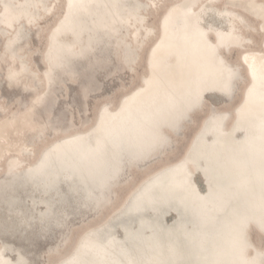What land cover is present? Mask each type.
I'll use <instances>...</instances> for the list:
<instances>
[{
  "label": "bare ground",
  "instance_id": "obj_1",
  "mask_svg": "<svg viewBox=\"0 0 264 264\" xmlns=\"http://www.w3.org/2000/svg\"><path fill=\"white\" fill-rule=\"evenodd\" d=\"M59 1L66 2L53 3ZM26 2L47 4L45 0H0V4ZM85 2L90 6L66 22L67 32L54 34L51 25L43 27L41 21L52 12L42 6L30 9L38 18L32 25L27 20L20 22L28 34L48 30L41 73L32 68L23 48L17 52L5 49L0 58L7 87L33 95L21 110L0 106V235L10 233L30 239L36 224L42 225L48 236L55 227L64 229L63 244L50 248L46 264H60L77 254L92 264H130L133 260L145 264L168 260L210 264L233 259L232 220L241 213L259 212L264 201L261 70L257 64V78L253 80L246 73L245 82L239 84L228 79L221 64L226 45L235 35L248 38L247 25L242 21L253 18V12L243 6L251 0H168L179 6L174 14L177 26L174 31L169 30L173 47L165 48V59L156 74H144L141 84L119 102L105 101L87 129L68 124L81 139L52 137L35 154H28L32 137L41 125L33 122L23 136H17L19 119L24 114L31 117L43 111L48 121L57 123V92L62 90L65 95L66 79L77 85L87 99L102 97L92 85L96 73L109 71L110 78L122 73L137 74L124 61L126 51L118 46V41L125 37L135 40L140 10L112 5L131 6L155 0ZM3 14L0 7V18ZM20 23L13 28L2 24L0 28L8 31L16 43L24 35ZM81 23L86 25L85 30L72 34L71 29ZM208 26L214 31L206 43L200 32H207ZM100 41L112 46L111 69V63L99 61ZM49 55L54 61L59 58L61 65L51 82L44 75ZM77 59L88 62V72L78 74L73 69ZM82 76L87 81L80 82L78 78ZM146 78L151 82L145 84ZM37 97L42 99L34 103ZM211 98L222 100L224 108L209 103ZM237 100L232 111H228ZM201 116L204 118L186 149L173 161ZM14 120L16 124L12 123ZM8 159H19V164L10 165ZM143 172L147 173L134 184L131 179ZM125 189L129 192L119 201L120 192ZM77 199L90 215V222L85 220L79 225L83 226L80 233L68 230L67 220L59 221L56 212L58 203L70 204ZM27 203L32 209H24ZM35 209L39 212L35 213ZM68 245L69 251L63 252ZM56 257L59 258L55 261ZM249 258H257L256 253L250 252ZM0 259L8 264H33L21 248L2 240Z\"/></svg>",
  "mask_w": 264,
  "mask_h": 264
},
{
  "label": "snow or ice",
  "instance_id": "obj_2",
  "mask_svg": "<svg viewBox=\"0 0 264 264\" xmlns=\"http://www.w3.org/2000/svg\"><path fill=\"white\" fill-rule=\"evenodd\" d=\"M44 7L46 11H51L52 15L44 21L45 25H51L53 33L67 32L65 28L66 22L70 18H74L76 14L90 5L85 0H66L65 3H51L40 5L38 3L26 2L24 4H0L4 9L3 17L0 18V23H3L6 28H13V25L27 20L28 25H32L36 19L30 12L32 8ZM108 7V5H105ZM112 7H132L139 9L140 14L136 16L137 27L135 30L136 38L130 41L128 37L118 41V46H123L126 51L124 61L129 68L135 71H143L148 77L149 72L155 75L165 59L164 50H169L173 47L169 38L170 28L174 31L177 26V18L175 12L177 7L168 2V0H155L147 4L136 3L134 5H112ZM188 7V6H185ZM192 7H195L193 5ZM228 7H237L236 5H225ZM246 10L253 12V18L248 21H242L247 25L248 38L243 35H235L232 40L226 45L227 52L225 58L221 61L222 67L228 76L229 80H235L239 84H243L246 80V73H250L252 79L257 78V64L260 67L261 86L264 87V3L257 4L255 0L243 6ZM15 10V14H12ZM199 21L197 20V24ZM21 30L24 36L28 35V30L20 23ZM86 25L81 23L78 27L71 29L72 34L79 35L85 30ZM213 29L208 26L207 32H200L201 37L206 43L212 39ZM144 33V35H141ZM0 36L7 41L5 45L6 51L12 48L15 41L10 39L8 31L0 32ZM219 38L220 33H216ZM219 47V45H217ZM170 55V51H169ZM22 62L24 58H21ZM47 70L44 75L51 78L54 72L61 67L59 58L53 60L51 55L47 58ZM11 78V77H10ZM151 82L150 78H146L144 83ZM254 87V85H253ZM252 89L249 88V93ZM41 97H37L34 103H39ZM33 122L40 123L41 127L38 134L32 137V148L27 149L28 154H35V151L47 140L57 136H72L75 139H81L78 133L71 128L62 126L57 123L48 121L45 118L43 111L37 112L29 117L24 114L22 119H19V125L15 129L17 136H23L24 130L32 127ZM16 124V121H12ZM264 131V125H262ZM7 143V141H5ZM10 147V145H9ZM7 155H11L9 152ZM10 165H18L19 159H8ZM231 228L234 236V258L227 261H212L210 264H264V201L261 202L260 211L253 213H241L231 222ZM255 252L258 258H249V253ZM0 264H8L7 261L0 259ZM60 264H92V262L79 258V255L73 256L71 260L62 261ZM130 264H145L143 261L133 260ZM151 264H205L200 261L190 260H168V261H153Z\"/></svg>",
  "mask_w": 264,
  "mask_h": 264
},
{
  "label": "rangeland",
  "instance_id": "obj_3",
  "mask_svg": "<svg viewBox=\"0 0 264 264\" xmlns=\"http://www.w3.org/2000/svg\"><path fill=\"white\" fill-rule=\"evenodd\" d=\"M45 1L47 4L53 3V0H45ZM47 19H43L41 22H44ZM2 24L3 23H0V25ZM47 26L49 25H45V24L43 25V27H47ZM2 31L4 30L0 28V32ZM33 31H31L26 37L22 35L19 41L12 45V48L14 49V52H17L19 49L23 48L25 54L27 55V58L31 59L32 61V65H31L32 68L35 69V71L41 73L43 69L41 56L43 55L46 49V37L48 30H46L45 32H41L40 34H38L36 30ZM6 43L7 41L4 40L2 36H0V58H2V55L5 53ZM111 49H112L111 45L107 44L104 41H100L97 55L99 57V61H108L109 63H111L108 69L114 67V61L111 55ZM94 56L96 57L95 54H92L91 57ZM74 61L75 62L73 63V69L74 70L76 69L75 71L78 72V74H84V72L85 73L88 72V67H87L88 62L81 61L78 59L77 61L76 60ZM108 72L109 71H106L105 73L98 72L93 77L94 80L92 85L98 89L96 93L102 95L101 98L89 96L87 99H85V97L82 96L80 88L77 85H73L71 81H68L66 79L65 84L63 85L65 87L64 93L66 96L62 93L63 92L62 90L57 92V95L60 96L57 100V105L55 107L56 109L54 112L55 119L57 120V124L67 127L68 124L70 123L71 124L76 123L77 125H79L80 128L84 127V129H87L92 124L91 121L96 119L98 109L105 101L109 102L110 100L113 103L119 102V100L124 95L128 94L133 88L140 85L144 77L143 71L137 72L135 76H133V73L131 74L122 73L121 75H117V74L113 75L111 78L108 77L107 75ZM3 78H4L3 73L0 70V106L2 105L6 106L9 108L10 111L13 110V107L15 109L21 110L30 102L33 95L31 93H22L17 87L8 88L6 85V81ZM78 80L80 82L87 81V79L84 76L79 77ZM123 86H128V87L125 89V87ZM19 99L20 101H18ZM17 101L20 103H17ZM208 102L215 105L219 109L224 108L222 105V100L220 99L211 98L209 99ZM237 102L238 100L233 102L232 105L227 108V110L232 111V107H234V105H236ZM203 118H204L203 116L197 118V125L193 127L192 132L188 135V138L182 141L181 151L172 158L173 161H177V159L186 149L190 139L192 138L193 133L195 132V130L197 129ZM127 170L124 173V178L125 176L127 177L126 175ZM146 173L147 172H143L141 174L135 175L131 179L132 182L134 184L140 182ZM131 174H132L131 171H129V175ZM128 192L129 189H125L121 191L119 201H122L126 197ZM81 206L82 205L80 199H77V201L73 200V202L70 204L58 203V205L56 206V212L59 218L58 220L61 222L63 221L66 222L67 220V223L65 224L66 226H68V230L73 229L76 233H80L83 231V226L80 227L79 225L84 224L85 220L90 222L88 220L90 215L86 214L85 210ZM25 207L28 209H32V207L29 208L28 203L24 206V209ZM37 212H39V210L35 209V213ZM1 215L2 214H0V216ZM66 217L70 219L68 220ZM35 226L36 228H35L34 236L32 238L29 237L30 239H25L24 236L22 235H12L10 233H6V234H2L3 236L0 235V241L2 240L4 242L12 243L13 245H16V247L21 248L27 255L29 261L33 262V264H46L47 259L45 258V256H47V253L50 251V248L56 247L58 245H62L64 239L66 238V235H63L64 229L55 227L52 235L48 236L43 231L42 225L36 224ZM74 241L75 239L73 238L72 242ZM69 245L67 247H64L62 251L65 253L68 252L70 248ZM58 258L59 257H56L55 261Z\"/></svg>",
  "mask_w": 264,
  "mask_h": 264
},
{
  "label": "water",
  "instance_id": "obj_4",
  "mask_svg": "<svg viewBox=\"0 0 264 264\" xmlns=\"http://www.w3.org/2000/svg\"><path fill=\"white\" fill-rule=\"evenodd\" d=\"M194 177V176H193Z\"/></svg>",
  "mask_w": 264,
  "mask_h": 264
}]
</instances>
